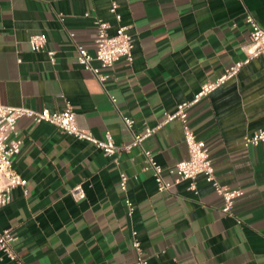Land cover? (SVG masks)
Wrapping results in <instances>:
<instances>
[{
	"label": "crops",
	"instance_id": "crops-1",
	"mask_svg": "<svg viewBox=\"0 0 264 264\" xmlns=\"http://www.w3.org/2000/svg\"><path fill=\"white\" fill-rule=\"evenodd\" d=\"M248 13L264 29V0H0V103L50 112L69 104L80 128L127 146L247 59ZM97 20L111 34L127 27L134 39L133 62L100 70L108 76L103 84L77 62L80 50L95 56ZM40 34L55 62L32 51L29 39ZM123 118L133 120L131 130ZM188 124L220 184L244 192L230 216L207 177L197 179L195 192L188 181L173 185L168 170L189 158L178 120L112 159L53 125L21 118L10 140L21 142L14 169L28 194L15 189L0 211V231H12L20 261L135 264L136 232L149 264H264V144L244 145L264 130V60L253 59L193 105ZM143 151L163 168L168 192H158L154 173L144 170ZM77 186L86 193L80 201L71 195ZM0 264L18 262L0 251Z\"/></svg>",
	"mask_w": 264,
	"mask_h": 264
},
{
	"label": "built area",
	"instance_id": "built-area-1",
	"mask_svg": "<svg viewBox=\"0 0 264 264\" xmlns=\"http://www.w3.org/2000/svg\"><path fill=\"white\" fill-rule=\"evenodd\" d=\"M117 9L118 5L113 3L111 13L120 23L121 16L117 13ZM245 21L250 29V43L245 49L247 59L233 65L216 80L204 84L192 102L179 105L175 112L167 113L160 125L154 128H147L142 134H134L132 143L127 146L117 147L109 133L106 135L105 140H99L94 137L91 131L80 128L76 121L74 109L69 104L62 111L50 112L48 110L34 111L28 108L7 107L0 103V211L8 205L15 189L23 188L25 194H28L25 190L26 181L14 169V159L21 151V142L10 140L16 132L18 121L26 117L37 124L47 123L53 125L63 133L93 145L102 151L106 157L112 159H115L123 151L127 152L138 147L142 148V144L146 139L155 135L163 126L178 120L183 125L184 140L188 148L189 158L175 164L168 170L170 175L176 176L173 185L188 181L190 182L189 190L195 192L197 190V179L201 176L207 177L216 194L224 200L222 212L228 216L232 215L236 201L243 197L244 192L241 189H230L220 184L216 178L215 167L208 148L204 142L196 139L189 127L188 118L189 110L193 105L219 90L227 81L237 78L243 67L249 64L250 61L256 58L264 60V29L249 13L246 15ZM111 29L112 26L108 22L97 20L95 56L91 57L87 51L80 50L77 59L78 64L90 71L101 84L108 79V76L102 74L100 70L111 69L122 59L131 64L134 59V39L128 32V28L119 26L114 34L110 33ZM29 45L33 52L45 53L51 62H55L56 52L48 49V39L45 35L32 36L29 39ZM94 63H97L99 67H94ZM123 121L126 127L131 130L134 125L133 120L123 118ZM262 143L264 144V130H260L244 139L246 148L257 147ZM143 155L146 160L144 170L154 173L158 192H168L172 183L164 180L163 168L153 159L149 151H143ZM119 187L124 194H127L128 177L124 174L120 175ZM71 195L77 201L86 198V193L82 186L75 187L71 191ZM125 202L129 214H132L134 210L133 203L128 197ZM15 241L16 238L11 230L0 231V251L11 261L18 262V264H27L20 261L14 250L13 243ZM132 247L136 252L135 264H149V261L144 257V251L136 232L133 233Z\"/></svg>",
	"mask_w": 264,
	"mask_h": 264
}]
</instances>
